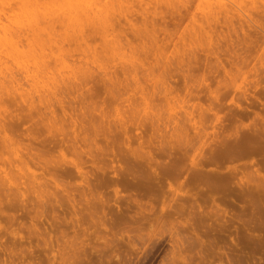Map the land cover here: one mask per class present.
Returning <instances> with one entry per match:
<instances>
[{
  "label": "rangeland",
  "instance_id": "obj_1",
  "mask_svg": "<svg viewBox=\"0 0 264 264\" xmlns=\"http://www.w3.org/2000/svg\"><path fill=\"white\" fill-rule=\"evenodd\" d=\"M43 1L32 19L69 29ZM181 1L113 0L128 11L108 35L81 22L86 43L60 30L50 84L9 62L0 264H264V0H223L226 22Z\"/></svg>",
  "mask_w": 264,
  "mask_h": 264
},
{
  "label": "bare ground",
  "instance_id": "obj_2",
  "mask_svg": "<svg viewBox=\"0 0 264 264\" xmlns=\"http://www.w3.org/2000/svg\"><path fill=\"white\" fill-rule=\"evenodd\" d=\"M11 1V0H10ZM9 0H0V84L2 85V84H4L5 82H8V83H14V81H19V80H14L15 79V77H17V76H15V74L18 72H14L15 74L13 75V73H12V75H11V71L13 70L12 68V70H10L8 67H9V64L11 63V65H14L15 67H16V69L17 70H19V71H22V73H27V75L29 76V78H30V80H33L35 83L36 82H40V81H44V83H48L49 82V84H50V81L49 80H51V71H49V72H45V73H41L42 71V68H44V70H46V69H49L50 67H48L47 66V64L48 65H51L50 64V61L48 60V62L49 63H47V62H44V61H47L46 59H47V57H48V54H47V52H46V50L47 49H49V47H51L50 48V50L49 51H51V49H52V51H53V53H54V48L53 47H56V43H55V40H54V43H53V41L51 42V39L54 37V39H56V41H57V39L59 38V37H62L63 35H61V33H59L60 32V30L62 31V29L60 28V30L58 31V33H59V35H58V33H57V35H56V33L54 32V29H53V34H55L56 36H58L57 38H55L56 36H54L52 33H51V31H52V29H51V24H53L52 22L55 20V19H57V17H54L55 19L54 20H51V19H53V17L51 18V14L52 13H49L50 12V10L48 9V13L50 14H48L47 15V17L44 19V21H43V24H41V22H39V20H34V19H32V18H35V17H39L36 13L38 12V11H40L41 10V8L43 7L42 6V4L44 3V1L43 0H13L14 2H15V4H11V2H13V1H11L10 2ZM43 1V2H42ZM67 1V4L66 3H64V4H66L67 5V7H66V11L62 14V18H63V16H65L66 18L64 19H62V21L61 20H59L58 19V21L59 22H64V26L62 25V23H61V25L63 26V27H65V25H69L70 27H72L71 29H72V31H71V29H70V27H67V28H69V29H66L65 28V30H63L64 31V33L67 35L70 31V33L72 34V32H73V34H72V36L74 35V36H76V37H74V39H68L69 37H67L66 38V36L64 35V37H65V39H68V41H70L71 42V40H77L78 41V38H80V42L81 43H84L85 41H84V39H83V37H88V39H90V37L92 38L93 36H91L92 34H90L89 32H91L90 30H91V27H93L92 28V30L94 29V26H96L98 29H95L94 31V34L93 35H96V34H98V33H100L101 35L102 34H105L106 35V33H107V35L109 34L108 33V27L111 25V27H110V29H112V24H110L111 22H114L115 23V18H116V14L118 15H120V13L121 12H123V13H125V11H128V9H121V7H118L119 9H121L120 11H119V13H117L118 11H117V7H115L117 4H115V6H114V3L112 4V2H113V0H111V7H109L110 5H109V3L108 4H105V6L107 5L108 6V8H101L102 10H106V9H111V10H108V12L107 13H112L111 11L112 10H114L112 7L114 6L115 7V9L116 10H114V12H116V13H113L112 14V16H113V18H110L111 17V14L109 15V14H107L106 12H105V15H107V17L106 16H104V14H102V13H100V12H102V10H100V7H99V3L97 2V0H94L95 2H92V4L93 3H98V5H95L96 7L98 6V8L99 9H97L96 8V11L95 12H93L91 9H92V7H93V5L91 6V7H89V4L90 3H88L89 1L87 0V2L86 3H84L82 0H66ZM93 1V0H92ZM99 1V0H98ZM108 1V0H107ZM110 1V0H109ZM108 1V2H109ZM118 1V0H117ZM122 1V0H121ZM131 1V0H130ZM151 1V0H150ZM164 1H166V0H162V2H164ZM168 1V2H167ZM166 2H164L165 3V5H171L170 4V0H167ZM174 2V3H176L174 0H171V2ZM180 0H178V2H179ZM187 1V0H186ZM185 1V2H186ZM209 1H211L210 3H207L208 5H210V4H212L213 6H215V7H213L212 5V7L213 8H211V7H209L208 5V7H209V11H205L206 13V16H204L205 17V20H206V18L208 17L209 18V20L211 19L210 17H211V15H213V18L214 17H216V15H218V14H223L224 13V15H226V16H224V15H222V17H224V19H226V17L228 16V13L229 14H231V16L229 17L228 16V19L230 18V20L232 19V15H236V13H234V14H232L233 12H232V10H229L228 11V8H230V7H228V3H226V2H224L223 0H214V3H216V4H214L213 3V0H209ZM231 1V0H230ZM237 1V0H236ZM236 1L234 2L233 0H232V2H234V3H236ZM243 0H241V1H238L237 2V4L240 2L241 3V8L243 7L242 5V2ZM10 2V4H11V6L13 7V6H15L16 8L17 7H19L18 9L20 10V11H22V13H20V11L19 12H17L18 11V9H14L13 11H12V9L14 8H11V7H9V9L11 8V11L12 12H14L13 14H15L16 13V15H17V13H19V15L20 14H22V15H20V17L18 18H16L15 19V21H13L14 19H12V18H10V17H8L7 15H5V12H7L5 9H8L7 7L8 6H10V4H8ZM39 2H41V4L39 3ZM45 2H46V0H45ZM49 2V1H48ZM48 2L47 3H44L45 4V6H46V4H48ZM57 1L55 0V3H56ZM60 2L61 3H63L61 0H60ZM65 2V1H64ZM84 4H83V3ZM114 2H115V0H114ZM124 2H127V0L125 1L124 0ZM123 2V3H124ZM144 2V1H143ZM181 2H184V0L183 1H181ZM187 2H189V1H187ZM200 2H201V0H200ZM205 3L206 2H208V0L206 1H204ZM51 3H52V1H51ZM100 3H101V5L100 6H103L102 5V3L104 4L105 2H101L100 1ZM153 3V2H152ZM166 3H168V4H166ZM174 3H173V5H174ZM204 3V7L206 6V4ZM226 3V4H225ZM18 4V5H17ZM38 4H40V6H42L41 8H40V6L38 5ZM177 4V3H176ZM224 4V5H223ZM8 5V6H7ZM55 5V4H54ZM56 5H58V2H57V4ZM118 5H119V3H118ZM121 5V4H120ZM160 5V4H159ZM163 5V4H162ZM161 5V6H162ZM168 5V6H169ZM226 5H227V7H226ZM34 6H35V8H36V6H38V11L35 13V9H34ZM60 6V5H59ZM106 6V7H107ZM143 6V5H142ZM146 6V5H145ZM149 6V5H148ZM147 6V7H148ZM158 6V5H157ZM206 6V7H207ZM238 6L240 7V5L238 4ZM6 7V8H5ZM56 7V6H55ZM58 7V6H57ZM56 7V8H57ZM173 7V6H172ZM206 7H205V10H206ZM208 7H207V9H208ZM5 8V9H4ZM22 10H21V9ZM91 8V9H90ZM94 8V7H93ZM122 8H123V6H122ZM157 8V7H156ZM218 8V9H217ZM8 9V10H9ZM54 9V8H53ZM53 9H51V11H54ZM58 9V8H57ZM61 11L63 10L62 9V6H61ZM95 9V8H94ZM118 9V10H119ZM144 9V8H143ZM215 9H217L216 11H215ZM232 9V8H231ZM4 10H5V12H4ZM42 10H45V9H43L42 8ZM99 10V11H98ZM61 11H59L60 13H62ZM104 11H103V13H104ZM130 11V10H129ZM138 11V10H137ZM144 11V10H143ZM147 11H148V8H147ZM159 11V10H158ZM42 12L43 13H46L47 14V8H46V12L45 11H40V14H42ZM58 12V13H59ZM90 12H91V14H90ZM134 12V11H133ZM152 12V11H151ZM231 12V13H230ZM8 13V12H7ZM6 13V14H7ZM39 13V12H38ZM154 13V12H153ZM13 14H12V16H13ZM45 14V15H46ZM114 14H115V16H114ZM122 14V13H121ZM140 14V13H139ZM147 14V13H146ZM155 14V13H154ZM216 14V15H215ZM6 16V18H7V20H9V18L11 19V20H9V24L8 23H6V25L4 24L5 22H3L4 21V19H2L3 18V16ZM8 15H10L11 16V14H8ZM15 15V16H16ZM30 15H31V17H30ZM37 15V16H36ZM54 15H55V13H54ZM44 16V15H43ZM143 16V15H142ZM146 16V15H145ZM148 16V15H147ZM28 17L30 18L29 20H27L28 19ZM41 17H42V15H41ZM115 17V18H114ZM149 17V16H148ZM13 18H14V16H13ZM27 18V19H26ZM40 18V17H39ZM90 19V20H88V19ZM122 18V17H121ZM218 18H219V20H220V15L218 16ZM22 19L24 20V19H26L25 21H22ZM107 19H111V20H113V21H108L107 22ZM215 19L216 20H218L217 18H214V20H213V22H215ZM228 19H226L224 22H226ZM3 20V21H2ZM90 21L91 22V20H92V23H91V25H90V22L89 23H87L89 26H91V27H89V29H87L86 27V30H88V31H86L88 34H90V36H87L85 33H84V30L83 29H81L82 27L81 26H79V24L81 23V22H83V21ZM126 20V19H125ZM147 20V19H146ZM208 20V19H207ZM209 20H208V22H209ZM218 20V21H219ZM239 20V19H238ZM52 21V22H51ZM86 21H85V23H86ZM117 21V20H116ZM119 21V20H118ZM117 21V22H118ZM133 21V20H132ZM221 21V20H220ZM1 22H3V23H1ZM11 22H13V23H11ZM110 22V23H109ZM154 22V21H153ZM13 24V25H11V24ZM84 23V22H83ZM82 23V24H83ZM109 23V24H108ZM220 23V22H219ZM3 24V25H2ZM118 24V23H117ZM156 24V23H155ZM218 24V23H217ZM8 25H11V27H9ZM109 25V26H108ZM225 25V24H224ZM241 25V24H240ZM57 26H60V25H57ZM62 26H60V27H62ZM113 26H115V24H113ZM227 26V25H226ZM242 26V25H241ZM13 27V28H12ZM54 27H55V25H54ZM95 27V28H96ZM155 27V26H154ZM217 27V26H216ZM230 28V27H229ZM232 29V28H231ZM55 30H57V28L55 29ZM67 30V31H66ZM68 30H70L69 32H68ZM115 29H114V27H113V31H114ZM62 31V32H63ZM66 31V32H65ZM68 32V33H67ZM93 32V31H92ZM96 32H98V33H96ZM110 32V31H109ZM141 32V31H140ZM139 32V33H140ZM70 33L68 34V36H70ZM111 33V32H110ZM63 34V33H62ZM51 35H53V36H51ZM82 35H84V36H82V41H81V36ZM141 35V34H140ZM52 37V38H51ZM71 37V36H70ZM73 37H71V38H73ZM78 37V38H77ZM103 37H106V36H103ZM62 39H63V37H62ZM58 41H59V39H58ZM84 41V42H83ZM51 43L52 44H54L53 46H51ZM86 43V42H85ZM48 47V48H47ZM59 46H57V48H58ZM61 48V47H60ZM63 48V47H62ZM37 50H39L38 52H37ZM48 51V50H47ZM48 51V52H49ZM52 51H51V53H50V57H52L51 56V54H53L52 53ZM194 51V50H193ZM40 52V53H39ZM195 52V51H194ZM190 53V52H189ZM40 54V55H39ZM191 54H192V52H191ZM189 55V54H188ZM194 56H195V54H194ZM188 57V56H187ZM190 57V56H189ZM41 58H43L42 60H41ZM45 59V60H44ZM49 59V58H48ZM134 59V58H133ZM190 59V58H189ZM192 59V58H191ZM50 60H52V59H50ZM186 60V59H185ZM191 61V60H190ZM194 61V60H193ZM10 62V63H9ZM132 62H134V61H132ZM192 62V61H191ZM197 62V61H196ZM221 62V61H220ZM47 63V64H46ZM132 64H134V63H132ZM187 64V63H186ZM1 65L3 66V68L4 69H6V72L8 73L9 71V75H11V76H9V75H5V74H3V72H2V70H1ZM130 65H131V63H130ZM136 65V64H135ZM223 65V64H222ZM13 66V67H14ZM45 66H47V67H45ZM264 67V65H261V67ZM130 67H132V66H130ZM134 67H136V66H134ZM225 67V66H224ZM30 68H33V70H31ZM7 69H9L8 71H7ZM15 69V70H16ZM128 69V68H127ZM32 72V73H31ZM21 73V74H22ZM50 74V75H49ZM48 75V77H50V79L49 78H46V76ZM11 77V79L9 78V77ZM15 76V77H14ZM12 77H13V79H12ZM45 78H46V82H45ZM17 79V78H16ZM49 79V80H48ZM80 79H81V81H80ZM80 79H77V80H79L80 81V83L82 82V78H80ZM84 80H85V77L83 78ZM47 80H48V82H47ZM70 80V79H69ZM68 80V81H69ZM73 80V79H72ZM77 80H75L76 82H73V81H71L70 80V82L72 83H69L68 81H65V79H64V81L66 82V84H64L67 88H68V85H73L74 83H76V84H78L79 83V81L77 82ZM86 81V80H85ZM67 82H68V84H67ZM41 83V82H40ZM83 83V82H82ZM39 84V83H38ZM0 85V86H1ZM70 85V86H71ZM64 86V87H65ZM48 92V91H47ZM50 92V91H49ZM50 94H51V92H50ZM54 96L56 95L54 92L52 93ZM41 95V94H40ZM45 95V94H44ZM47 95V96H46ZM45 96L48 98V94H46ZM45 96H43L42 97V95L40 96L41 98H45ZM53 96V97H54ZM49 98H50V96H49ZM48 98V99H49ZM55 98V97H54ZM216 101H217V98H216ZM219 102V101H218ZM240 108H241V106H239ZM211 110V109H210ZM237 146H239V147H242V145L240 144H237ZM223 180V179H222Z\"/></svg>",
  "mask_w": 264,
  "mask_h": 264
}]
</instances>
